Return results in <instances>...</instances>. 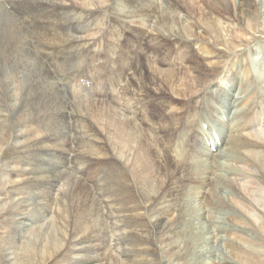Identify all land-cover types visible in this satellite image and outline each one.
I'll use <instances>...</instances> for the list:
<instances>
[{"label": "rangeland", "instance_id": "1", "mask_svg": "<svg viewBox=\"0 0 264 264\" xmlns=\"http://www.w3.org/2000/svg\"><path fill=\"white\" fill-rule=\"evenodd\" d=\"M75 1L79 6L74 10L70 0L14 4V15L27 18L26 11L31 17V30L40 31L41 23V50L50 55L41 67L47 77L63 83L77 103L72 124L80 123L84 130L70 129L71 146L66 148L80 172L73 170L69 159L68 174L46 171L59 151L46 141L50 130L41 129L37 118L49 116L53 107L47 98L41 99L33 74L25 87L23 75L13 77L10 87L9 76L0 73V264H131V258L133 264H264V192L251 197L258 203L245 198L238 205L233 198L237 189L223 185L225 179L234 180L236 158L245 157L228 146V135L237 129L234 123L248 106L255 107L256 123L264 118V0H251L256 10L248 36L233 17L213 11L205 3L208 0H177L187 2L190 12L179 2L176 12H166L169 5L154 0L160 13L151 22L137 12L143 0ZM221 1L231 9L234 0ZM208 16L215 19L217 32L209 29ZM73 19L91 26L76 32L70 26ZM129 29L163 35L166 42L160 43L162 47L156 46L157 41L136 42ZM74 39L95 43L83 49ZM143 42L142 49L138 44ZM183 42L191 45L182 47ZM207 49H212L210 54ZM50 64L64 74L62 79L53 75ZM161 75L172 80V87L163 86ZM225 76L229 83L233 78V85L222 94L216 87ZM197 78L201 87L187 96L188 86ZM45 95L49 96L48 89ZM225 105L222 111L230 108L229 118L217 112ZM206 108L207 121L216 119L215 127L223 130L225 143L217 148L228 158L220 160L216 149L213 157L206 156L200 140L190 149L196 127L202 129L200 134L210 126L204 120ZM107 113L110 123L114 119L111 124L133 123L134 134L124 133L133 136L128 146L121 145L114 127L103 122ZM255 128L264 137V119ZM142 150L152 163L151 171H144L137 161ZM217 160L222 169L216 168ZM175 164L184 169L174 168ZM34 166L41 175L30 172ZM217 175L221 186L214 182ZM219 228L229 233L221 234ZM93 244L98 247L95 252ZM132 245L139 251L129 252ZM80 247L85 250L76 251Z\"/></svg>", "mask_w": 264, "mask_h": 264}, {"label": "bare ground", "instance_id": "2", "mask_svg": "<svg viewBox=\"0 0 264 264\" xmlns=\"http://www.w3.org/2000/svg\"><path fill=\"white\" fill-rule=\"evenodd\" d=\"M30 1H27V0H14V1L13 0H0V59L3 62V63L0 62V73L4 74V71H5V75L9 76L10 87H12L13 77L19 78L22 75L25 78V79H22V83L25 87L27 84L26 80H28V78L31 77V74H33L37 80V85L39 86V88H41V91H42L41 99L47 98V99H45V101H47V103L53 107L49 116L44 115V116H38V118H37L38 122H40L42 125H45L43 127L42 125L39 124L41 129L45 130L46 127H48L50 130L49 135L46 138V141H49L52 143L53 150L59 151V155L56 156V154H54L53 159L50 162L48 161V164H46V166H48V169L46 171L50 172L52 170L58 169V170L62 171V173L66 172L68 174V170L70 169V167H69L67 161L69 159V161L71 162V165L73 166V170H75L76 172H80V169L75 168L73 165L75 158L72 156L69 157L70 154L72 153V151L66 150L67 147L71 146L70 136L73 133L72 131H74V132L78 131L79 132V131L84 130L80 123H76V125H74V127L72 124V120L77 118L75 113H74V108H75V105L77 103L69 96V93H67V91L65 92L64 84L63 83L58 84L56 80H52L51 78L47 77L44 73L43 68L41 67V62L46 61V58H48L50 56L49 53L42 52V50H41L42 39H44V35H42V26L40 23L41 21L39 22L40 26H38V27L36 26L37 28H39L40 31H38V30L34 31V30H31V28H30V25H29L30 21H28V20H30L31 17L26 13V11H23V12H25L24 15H26L27 18H25L23 16H19L20 14L14 15V12L16 9L14 7V4L17 5L20 2L22 4L27 5ZM43 1H48V0H43ZM70 1H71L70 3L73 4L70 7L72 10L76 9L77 6H79L75 0H70ZM153 1L154 0H143V2H141L140 5H138V6L135 5L136 8H139V11H137V12L138 13L141 12L142 15L144 17H146L145 19L147 21H150V22H151V20H153V18H157V15L160 13V9L155 6L156 4H153L154 3ZM133 2H136V0H133ZM164 2L167 4V6L169 5V8L166 6L169 9V10H166V12L170 11V9H172L171 10L172 12H174V11L176 12V8L179 5V3L182 4L181 6H182V9H184V11L190 12V10H191L190 6L187 4V2L177 1L174 4H172L170 0H164ZM205 3L208 6H210L211 9H213V11L218 10L219 14L222 13V14H225L227 16L233 17V21L235 22V24L237 26H239L241 29H243V31L246 32V35H247L248 29H252V27H253L252 19H253L254 11L256 10L254 1H251V0H234L231 2L232 3L231 9L229 7H227V5L221 0H208V1H205ZM3 8L4 9L6 8L7 10H10V11L8 13L4 12ZM19 11H18V13H19ZM16 13H17V11H16ZM165 15L169 16L170 14H165ZM163 18L166 19L165 21L168 20L167 23L172 21V19L170 17H163ZM160 20H162V18H160ZM206 23L208 24L209 29L211 31L217 32V27H215L216 21L214 18H212L211 16L210 17L208 16ZM34 25H36V24H34ZM70 26L72 28H74V30L76 32H81L80 29L82 27H88L89 28L91 26V23L88 21L83 22V23H77V21L73 19L70 23ZM162 27H165V26H162ZM129 32L131 33V36H132L131 40H134L136 42H138V40H143V41L148 40L150 42L149 44L151 45L152 41H157L156 42L157 47L161 46L160 45L161 42H163V41L166 42V40L163 39V35H162V37H161V35L160 36H158V35L153 36L151 33H148L147 31L143 35H141V33L135 29H129ZM248 33H249V31H248ZM187 34H188V32H187ZM243 37H246V36L244 35ZM45 39L50 44L54 43V41L51 39H47V38H45ZM244 39H246V38H244ZM74 42L78 47H81L83 49H88L95 43V41L80 40V39H74ZM184 42L181 43L183 45V46L181 45L182 47L188 48L191 45L190 43H184ZM146 43H148V42L146 41ZM138 47H141L143 49L146 47V45L143 42V44H138ZM163 48H164V46H163ZM207 50L210 54L212 49L211 50L207 49ZM35 52L40 58L38 56H36ZM2 56H4V58H2ZM146 60H148V59H146ZM196 69H198V68H196ZM50 70L55 77L60 78V79H62L64 77V74L61 71H59L57 68H55L52 64H50ZM132 70H135V68H132ZM45 71L49 72V69H46ZM159 71H161V70H159ZM134 73H135V71H134ZM159 73L161 74V72H159ZM162 73H163V71H162ZM169 74H170V72H169ZM205 74H204V76H205ZM12 75H14V76H12ZM165 75H167V74L165 73ZM201 75H203V74L201 73ZM162 76L163 75H161V78L163 79V83H162L163 86H165V87L171 86L172 87V82H171L172 80H169L170 78H167V77L164 78ZM134 79H135V77H134ZM201 79H202V77H201ZM232 79L229 83V79H227L226 76L221 78L219 80V84H221V87H219L220 85H217L216 90L219 88V90L223 94V91L227 89L229 84L233 85ZM196 80H198V81H195L196 83H193L190 85H189V83L187 84V85H189L188 86L189 92H188L187 96H189V95L194 96L195 92L201 87L200 84L202 85V83H203V82L201 83L202 80H200L199 78H197ZM67 82H69V81H67ZM144 84H145V82H144ZM141 85H143V84H141ZM143 86H146V85H143ZM197 87H199V88L197 89ZM241 88H245V85H240V89ZM45 89H48V91H49V96H47V97L45 95ZM185 89L187 90V88H185ZM11 91H12V89H11ZM213 91H215V90H213ZM213 91H211V93ZM10 94H11L10 95L11 97L14 95L13 93H10ZM183 94L186 95L184 92H183ZM181 96H183V95H181ZM235 96L236 95H234V97ZM238 97L241 98V96H238ZM234 101L235 100H232L233 103H234ZM246 105H247V103H246ZM78 106L80 107V105H78ZM91 106H93V105H91ZM24 107L28 108V106L26 104L23 105V108ZM222 107H220V109H217L218 115L222 113V114H225L224 117L229 118V115H231L230 108L226 109L225 111H222V109L227 108V106L225 105ZM94 108L92 107V109H94ZM209 110L210 109L206 108V111H205L206 114L204 117L205 118L204 120H206V121H207V117L210 113ZM109 114H111V113H109ZM39 115H40V113H39ZM104 115L105 116L102 118H108V119H106V121H105V119H103V122H105V123L107 122L108 124L106 123V125H110L114 121V119L111 120V123H110L108 113L104 114ZM132 115H134V113ZM218 115L216 116L217 119H218ZM100 116H99V118H100ZM138 116H139V114H138ZM221 116H223V115H221ZM110 117L112 119L111 115H110ZM224 117L221 119H218L221 122V124H226ZM99 118H98V120H99ZM116 118L117 117L115 116V119ZM263 119H264L263 117L260 119L261 122L263 121ZM257 120H259V119L257 118ZM101 121H102V119H101ZM213 121L215 122L216 119L215 120L213 119ZM214 122L207 121V123L210 126H208L207 130L203 129L204 132H200V134L198 132H199V130H202V129L196 127V130L198 132H195V135L193 136V138H194L192 140L193 146L190 149H194L196 143H198V141L200 140L201 145L206 148V150H205L206 156L213 157L215 155L213 152L215 149H216L215 152L220 154V152H219L220 149H218L217 146L221 147V145H223L225 143V137H224L223 130L221 128H220V130H218L215 127ZM124 123L125 124H122V127H120L121 125H118L120 123H117V125H116V122H114L115 125L111 124L112 126H110V127H114L115 135L119 139L120 144L124 145V146H128L129 141L133 136L132 135H124V133L127 132L130 134H134L136 128L133 126V123H127V122H124ZM259 124L256 123V120H255V107L254 106H248L243 113V118L241 120H238L233 125L234 126L233 128L236 127L237 129L233 130L232 135H228V139H229L228 146L231 145V147L234 149L233 153L238 154L239 152H242L245 155L244 158H242L240 156H238L237 158L235 157L239 166L237 167V169L235 168L236 170H235V173L233 174L234 180L230 181L229 179H225L223 181L224 182L223 185L226 186L227 189H237L236 194L233 193V198L235 200V203L238 205L244 204L245 201L248 199L249 200L251 199V202L249 201L250 203H253V202L258 203L256 198H251V197L255 196L256 193H263L264 192V176H263L264 172H262V170H261L264 167V156H263V154H264V143L261 142L262 140H264V137H263L262 133L258 134L257 129L255 128ZM69 125H70V128H69ZM238 125H239V128L237 127ZM223 126H225V125H223ZM70 129L72 131H70ZM244 129H246V131H244ZM196 133L199 135V137L197 136ZM91 134L92 133H90L89 136L95 141V138ZM64 141H66L65 143L67 145L64 143ZM60 143L61 144L64 143L62 145H64V147L65 146L66 147L64 148L62 146L63 148L61 149ZM218 143H222V144H218ZM233 143H236V145L234 146ZM42 144H45V142L42 141ZM81 145L82 144H80V146ZM261 148H263V150H261ZM44 149L48 150V148H44ZM86 152L89 153V155L93 159L95 158V155L92 152H90V150L86 151ZM219 157H220V160L224 159V158H228L227 155L225 154V152H222ZM70 158H73V160H70ZM36 160H38V159H36ZM137 161L140 162V165L144 171H151L152 170V167H153L152 163H150L146 160L144 150L140 151V153L137 155ZM33 164L36 166L41 165L39 163L38 164L33 163ZM156 165H157V163H156ZM176 166L180 170L184 169V167H180L177 164H175L174 168H176ZM219 166H220V169H222L223 165H221L220 161L217 160L216 168L218 169ZM34 167H32L30 169V172L32 174H35V175H38V174L41 175L42 171L36 170L37 168L36 167L34 168ZM169 168L170 167H168V169ZM204 171L209 173V170L207 167H205ZM210 171H212V170H210ZM174 173H175V171H173L170 175H173ZM49 174H51V173H49ZM168 175H169V173H168ZM51 177H52V175H51ZM52 178H54V177H52ZM124 180H125V178H124ZM116 181H118L117 177L114 180V185H116L115 184ZM125 182H126L125 183L126 187L129 186L126 180H125ZM214 182L219 184L220 186L222 184V180L220 179V177L218 175L215 177ZM220 186H218V187H220ZM126 189H130V188L127 187ZM191 189H194V188H191ZM248 189H250V190H248ZM247 190L249 191V194H248L249 197L246 195ZM232 192H233V190H232ZM245 198H248V199H245ZM207 205H209V204H207ZM210 206H212V205L210 204ZM219 211L222 214L225 213L224 209H222V208H220ZM163 225L164 224L162 221L157 222L158 227L162 228ZM18 227L21 228L22 226L20 225ZM219 230H220L221 234L227 232L226 229L219 228ZM227 233H229V232H227ZM78 244H81V243L79 242ZM97 248L98 247L96 244H93L91 246V249L93 250V252H95L97 250ZM134 249L136 251L137 250L139 251L138 247L136 248L133 246V248L130 249L129 252H133ZM77 250L78 251H84L85 248L84 247L76 248V251ZM127 255L129 256V253ZM133 261L134 260H132V258H131L130 263L133 264Z\"/></svg>", "mask_w": 264, "mask_h": 264}]
</instances>
